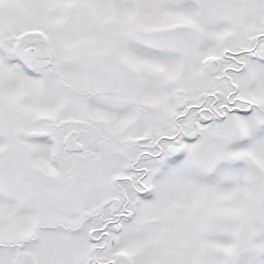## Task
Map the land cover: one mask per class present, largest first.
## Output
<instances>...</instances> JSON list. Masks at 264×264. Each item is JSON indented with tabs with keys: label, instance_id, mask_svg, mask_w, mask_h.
<instances>
[{
	"label": "snow or ice",
	"instance_id": "1",
	"mask_svg": "<svg viewBox=\"0 0 264 264\" xmlns=\"http://www.w3.org/2000/svg\"><path fill=\"white\" fill-rule=\"evenodd\" d=\"M0 264H264V0H0Z\"/></svg>",
	"mask_w": 264,
	"mask_h": 264
}]
</instances>
